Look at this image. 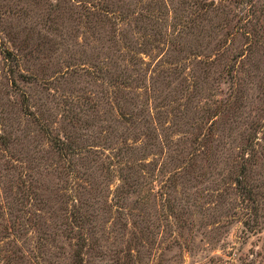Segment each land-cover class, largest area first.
Segmentation results:
<instances>
[{
  "label": "rangeland",
  "instance_id": "rangeland-1",
  "mask_svg": "<svg viewBox=\"0 0 264 264\" xmlns=\"http://www.w3.org/2000/svg\"><path fill=\"white\" fill-rule=\"evenodd\" d=\"M0 264H264V0H0Z\"/></svg>",
  "mask_w": 264,
  "mask_h": 264
},
{
  "label": "trees",
  "instance_id": "trees-1",
  "mask_svg": "<svg viewBox=\"0 0 264 264\" xmlns=\"http://www.w3.org/2000/svg\"><path fill=\"white\" fill-rule=\"evenodd\" d=\"M67 144L68 143L66 141H61L60 142V146H61L62 149L66 148Z\"/></svg>",
  "mask_w": 264,
  "mask_h": 264
}]
</instances>
